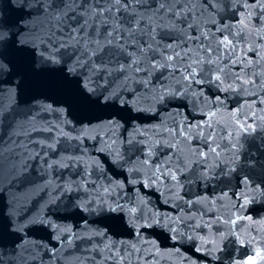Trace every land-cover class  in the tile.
<instances>
[{
	"label": "water",
	"instance_id": "95a60500",
	"mask_svg": "<svg viewBox=\"0 0 264 264\" xmlns=\"http://www.w3.org/2000/svg\"><path fill=\"white\" fill-rule=\"evenodd\" d=\"M0 264H264V0H0Z\"/></svg>",
	"mask_w": 264,
	"mask_h": 264
},
{
	"label": "snow or ice",
	"instance_id": "6c2138e0",
	"mask_svg": "<svg viewBox=\"0 0 264 264\" xmlns=\"http://www.w3.org/2000/svg\"><path fill=\"white\" fill-rule=\"evenodd\" d=\"M117 2H119V0H117Z\"/></svg>",
	"mask_w": 264,
	"mask_h": 264
}]
</instances>
